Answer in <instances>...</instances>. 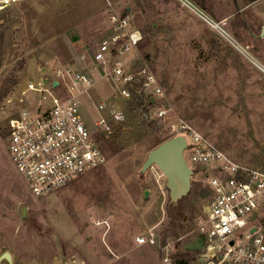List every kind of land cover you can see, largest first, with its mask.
Instances as JSON below:
<instances>
[{
	"label": "rangeland",
	"instance_id": "374dc122",
	"mask_svg": "<svg viewBox=\"0 0 264 264\" xmlns=\"http://www.w3.org/2000/svg\"><path fill=\"white\" fill-rule=\"evenodd\" d=\"M95 2L102 5L105 0ZM107 3L105 27L114 11L127 15L142 32L134 52L156 75L164 97L155 104L140 96L130 102L117 100L126 118L111 122L110 130L103 132L96 126V104L111 102L114 88L100 78L95 88L83 92L82 115L106 161L48 196H35L12 165L10 120L23 110L35 112L40 103L38 92L23 94L30 83H40L43 76L55 78L65 67L90 68L104 34L90 33V46L68 52L51 24L73 0L0 4L5 37L0 69V255L10 252L14 264H55L86 254L96 256L93 264H202L198 225L212 198L208 177L215 173L206 165L191 164V191L171 203L159 168H142L152 149L181 134L177 127L184 122L235 162L264 171V0L192 1L231 38L180 0ZM82 53L88 54L86 59ZM20 60L24 66L14 72ZM43 67L48 72H42ZM54 92L63 94L61 89ZM163 106L169 108L165 120L156 117ZM258 221L264 234V216ZM151 234L156 244L138 246L137 237ZM167 244L171 256L165 262L162 247Z\"/></svg>",
	"mask_w": 264,
	"mask_h": 264
},
{
	"label": "built area",
	"instance_id": "2783aa9c",
	"mask_svg": "<svg viewBox=\"0 0 264 264\" xmlns=\"http://www.w3.org/2000/svg\"><path fill=\"white\" fill-rule=\"evenodd\" d=\"M14 1L0 0V4ZM180 1L231 38L191 0ZM142 39V32L131 25L127 15L112 11L106 32L91 55L90 68L59 69L49 83H30L23 92H38L40 103L35 112L23 110L12 117L8 150L16 172L35 196H48L105 163L106 156L83 118L79 100L83 92L95 88L100 78L114 88L111 102L96 104V126L103 132L110 130L111 122L122 123L126 118L117 100L130 102L140 96L155 104L163 99L158 78L134 52ZM87 55L82 53V59ZM53 81H57L56 86ZM59 89L62 95L54 92ZM168 113L169 108L163 106L156 117L165 120ZM177 129L187 142L184 155L188 164L206 165L215 173L208 177L212 198L198 225V237L203 241L202 264H264V234L258 221L264 216V171L235 162L184 122ZM136 243L156 244V238L154 234L149 238L139 236ZM170 247H162L165 262L170 259Z\"/></svg>",
	"mask_w": 264,
	"mask_h": 264
},
{
	"label": "crops",
	"instance_id": "0c3cea01",
	"mask_svg": "<svg viewBox=\"0 0 264 264\" xmlns=\"http://www.w3.org/2000/svg\"><path fill=\"white\" fill-rule=\"evenodd\" d=\"M80 2L83 4H81ZM80 2L79 0H73V5L67 8L64 12H61L57 16H55L51 24L53 29L55 30L58 40L65 45L68 52L70 51L72 52V50L74 49L75 51L80 52L85 50L88 46H90L91 43H89V40H87L86 37L88 34L91 33L96 35L99 30L100 31L102 30L101 35L105 34L106 32L107 26L105 27L103 25L104 20L102 19L108 10L107 0H105V2L102 5L97 4L95 0H86L85 2L82 1ZM4 42H5V37L3 32H1L0 30V69H1V64L3 62ZM67 55L68 58L70 55L72 56V54L70 55L67 54ZM41 70L42 72L44 71L48 72V70L44 67ZM47 78L48 76H43L41 77V81L46 82ZM50 78L53 77L49 76V79ZM138 246H143V245H138ZM86 255L87 256H83V257H74L71 259V261H69V259H66L65 262L64 259L62 261L58 259L56 260L55 264H93L95 262L94 259L97 260L94 254H86ZM12 258L14 264L16 260L13 254H12ZM99 259L100 257H98V260ZM200 262L202 263L201 259ZM0 264H11V263L7 262L6 260H1ZM102 264H113V261L109 260L107 262H103Z\"/></svg>",
	"mask_w": 264,
	"mask_h": 264
},
{
	"label": "water",
	"instance_id": "95a60500",
	"mask_svg": "<svg viewBox=\"0 0 264 264\" xmlns=\"http://www.w3.org/2000/svg\"><path fill=\"white\" fill-rule=\"evenodd\" d=\"M49 82L50 79L47 78L46 83ZM53 84L56 86L57 81H53ZM186 148L187 142L185 137L176 135L152 149L148 153L146 161L143 164V171L152 165H156L166 177L171 203H177L186 197L192 188L194 170L185 159L184 151ZM148 193V191L145 192V198L148 197ZM25 215L26 208H23V218ZM254 230L255 228H253L252 231ZM1 260H6L13 264L12 254L8 251L1 254L0 261Z\"/></svg>",
	"mask_w": 264,
	"mask_h": 264
},
{
	"label": "trees",
	"instance_id": "16d2710c",
	"mask_svg": "<svg viewBox=\"0 0 264 264\" xmlns=\"http://www.w3.org/2000/svg\"><path fill=\"white\" fill-rule=\"evenodd\" d=\"M192 1H194V0H192ZM198 1H200V0H198ZM23 66H24V61L20 60V62H18V65L16 66V68L14 67V69H13L14 72H17L18 70L22 69Z\"/></svg>",
	"mask_w": 264,
	"mask_h": 264
}]
</instances>
